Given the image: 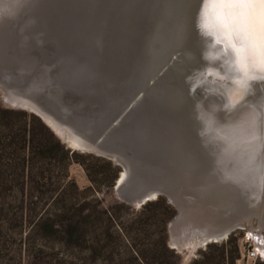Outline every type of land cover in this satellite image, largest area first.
<instances>
[{"label": "rangeland", "instance_id": "1", "mask_svg": "<svg viewBox=\"0 0 264 264\" xmlns=\"http://www.w3.org/2000/svg\"><path fill=\"white\" fill-rule=\"evenodd\" d=\"M161 2L0 0V264H136V253L143 264H203L201 253L206 264H220L216 246L221 243L235 248L228 249L233 264L264 261V252L254 260L244 257L252 236L264 233L263 197L250 207L246 200L194 192L176 227L179 240L189 241L198 230L227 218H241L247 226L192 251L176 247L169 230L176 209L163 195L172 210L169 217L162 205L145 206L153 200L133 205L119 199L114 188L122 174L118 164L68 146L38 114L14 103L16 97L41 105L47 103L44 98L60 99L70 108L57 104L55 114L79 137L89 133L81 127L83 111L93 113L99 104L108 116L120 106L128 108L119 120L123 128L151 108L163 113L171 71L149 76ZM113 50H119L117 55ZM87 76L97 80L86 81L89 89L80 83ZM136 90L137 101L129 106ZM84 93L89 97L81 98ZM161 244L171 256L162 253Z\"/></svg>", "mask_w": 264, "mask_h": 264}, {"label": "water", "instance_id": "2", "mask_svg": "<svg viewBox=\"0 0 264 264\" xmlns=\"http://www.w3.org/2000/svg\"><path fill=\"white\" fill-rule=\"evenodd\" d=\"M185 3V0H162V12L153 43L155 58L149 76L164 68L171 70L170 87L164 97L165 111L161 113L151 108L141 113L133 124L123 128L119 120L128 108L123 110L120 106L108 116L106 108L99 104L93 113L86 112V115L83 111L82 123L74 122L76 126L81 123V127L89 132L80 139L95 147L103 145V148L99 147L101 151L114 153L120 159L114 162L121 168V163L124 165V178L119 184L115 183L114 187L119 199L140 205L163 195L175 207L176 213L169 224L172 244L178 241L175 236L176 227L185 219L186 203L194 192L211 199L218 193L234 202L246 200L250 207H257L258 200L264 198L259 174L255 171L242 172V153L230 146L222 133L212 130L211 125L219 123V119L225 118L223 116L226 113L219 109L220 99L217 94L213 90H203L196 83L192 69L196 64L194 56L204 48L213 46L208 45L209 40L199 34L196 18H189L185 14ZM144 86H147L146 83ZM137 92L130 96L132 101L129 106L137 101ZM148 92L151 99H154L155 93L150 90ZM201 96H205L203 103L207 102V107L216 108H213L216 113L213 123L206 124V119L203 121L189 114L186 109V103L198 105L196 99ZM44 100L48 104L44 101L42 105L49 108L54 118L61 123L55 107L57 104H67L58 98ZM253 102L256 108L264 104V89L258 97L253 98ZM227 174L239 176L240 182L233 183L226 179ZM246 226L241 218H227L207 230L225 229L227 235L234 228ZM221 239L212 238V241Z\"/></svg>", "mask_w": 264, "mask_h": 264}, {"label": "snow or ice", "instance_id": "3", "mask_svg": "<svg viewBox=\"0 0 264 264\" xmlns=\"http://www.w3.org/2000/svg\"><path fill=\"white\" fill-rule=\"evenodd\" d=\"M196 28L215 44L230 81L221 90L222 107L236 118L230 129L220 131L236 151L241 152V171H255L264 187V104L241 111L252 82H264V0H201ZM204 125L202 124V128ZM226 179L239 183L231 174Z\"/></svg>", "mask_w": 264, "mask_h": 264}, {"label": "bare ground", "instance_id": "4", "mask_svg": "<svg viewBox=\"0 0 264 264\" xmlns=\"http://www.w3.org/2000/svg\"><path fill=\"white\" fill-rule=\"evenodd\" d=\"M186 3H185V8L186 11H185V14H187L189 18H196L197 17V14H198V11H199V8H200V4H201V0H185ZM153 2V0H152ZM146 3V2H145ZM151 4V3H150ZM142 8V7H141ZM139 9V8H138ZM126 11V10H125ZM144 11V10H143ZM144 13V12H143ZM138 15V14H137ZM136 15V16H137ZM150 15V14H149ZM145 16V15H144ZM195 16V17H194ZM121 17V16H120ZM146 18V17H145ZM138 24V23H136ZM146 26V25H145ZM143 26V27H145ZM143 27L141 29H143ZM135 28V27H134ZM139 29V28H138ZM137 30V29H136ZM147 30V29H146ZM141 32V31H140ZM145 33V32H144ZM141 34V33H140ZM109 37V36H108ZM137 37V36H136ZM111 38V37H110ZM143 38V37H142ZM116 39V38H115ZM114 40V39H113ZM67 41V40H66ZM139 41V40H138ZM147 41V40H146ZM107 42V41H106ZM113 42V41H112ZM121 42V41H120ZM67 43V42H66ZM109 43V42H108ZM115 43V42H114ZM104 44V43H103ZM141 44V43H140ZM137 45V44H136ZM135 45V46H136ZM208 45H212L213 47H210L208 46L207 48H204L203 51L201 52H198L196 54V56H194V60L196 62L195 64V68L193 67L192 69V73H193V77L196 81V83L198 85L201 86V88L204 90V89H208V90H213L217 96L219 97L220 99V103H219V109L222 110H225L223 107H222V99H221V90L222 88L227 85V86H231L230 84V81L228 80H224L222 79L223 76H226L228 75V70L226 69L225 67V63L222 59H217L216 57L219 55L218 52H215L214 50L212 49H215V44L214 43H210L208 42ZM132 46V45H131ZM139 47V46H138ZM114 48V47H113ZM212 48V49H210ZM106 49V48H105ZM132 49V48H130ZM112 50V49H111ZM106 51V50H105ZM119 51V50H118ZM118 51H114L113 50V53L115 55H117V52ZM123 51V50H122ZM137 52V51H136ZM152 52V51H151ZM102 53V52H101ZM119 54V53H118ZM112 55V54H111ZM114 55V56H115ZM126 55V54H125ZM128 55V54H127ZM136 55V54H135ZM100 56V55H99ZM104 57V56H102ZM117 57V56H116ZM115 57V58H116ZM120 57V56H119ZM113 58V56L111 57ZM114 58V59H115ZM150 58V57H149ZM109 59V58H108ZM112 59V60H114ZM122 59V58H121ZM147 59V58H146ZM102 60V59H101ZM100 60V62H101ZM135 60V59H134ZM97 61V60H96ZM126 61V60H125ZM148 61V60H147ZM99 62V61H98ZM117 63H119V60L117 59L116 60ZM133 62V61H132ZM138 62V61H137ZM149 62V61H148ZM102 63V62H101ZM123 63V62H122ZM110 64V63H109ZM94 65V64H93ZM108 65V64H107ZM121 65V64H120ZM137 65V64H136ZM109 66V65H108ZM111 66V65H110ZM126 66V65H124ZM101 67V66H100ZM133 67L135 68V66L133 65ZM93 68V66H92ZM102 68V67H101ZM106 68V67H104ZM120 68V66H119ZM97 69V68H96ZM95 69V70H96ZM127 69V68H126ZM133 69V68H132ZM121 70V69H119ZM149 70V69H147ZM168 70V69H167ZM94 71V70H93ZM99 71V70H98ZM115 71V70H114ZM124 71V70H123ZM122 71V72H123ZM128 71V69L126 70ZM125 71V72H126ZM171 71V70H170ZM109 72V71H108ZM113 72V71H112ZM116 72V71H115ZM120 72V71H119ZM142 72V71H141ZM84 73V72H83ZM128 73V72H127ZM126 73V74H127ZM130 73V71H129ZM133 73V72H132ZM138 73V72H137ZM167 74V72H166ZM96 75V74H95ZM135 75V74H134ZM97 76V75H96ZM115 76V75H113ZM131 76V75H130ZM129 76V77H130ZM136 76V75H135ZM156 76V75H155ZM162 76V75H161ZM108 77V76H107ZM138 77V76H137ZM154 77V76H153ZM81 78V77H80ZM152 78V77H151ZM157 78V77H155ZM103 79V78H102ZM106 79V78H105ZM116 79V78H115ZM131 79V78H130ZM139 79V78H138ZM144 79V78H143ZM129 80V79H128ZM86 81H92V82H97L96 78L94 80V77L92 78H89L88 76L87 77H84V80H82L80 83L82 84L81 87H87L88 86V89L91 86L90 83L86 82ZM109 81V80H108ZM116 81V80H115ZM144 81V80H143ZM84 82L86 84H84ZM91 82V83H92ZM104 82V80H103ZM146 82V81H145ZM79 83V82H78ZM149 83V82H148ZM157 83V82H156ZM159 83V82H158ZM104 85V84H103ZM155 85V84H154ZM160 85V84H159ZM113 86V85H112ZM134 86V85H133ZM139 86V85H137ZM142 86V85H141ZM157 87V86H156ZM61 89L63 90H67V89H64L62 87H60ZM105 88V86H104ZM103 88V91L100 92V94H103L105 93V90ZM120 88V87H118ZM146 88V87H145ZM154 88V86H153ZM114 89V88H113ZM144 89V88H143ZM149 89V88H148ZM264 89V82H259V81H253L252 82V89H251V92L250 94L247 96L246 98V105L244 108L241 109V111H244L246 109H255L256 106L253 102V98H256L260 95V91ZM152 90V89H151ZM69 91V90H67ZM118 91V89H117ZM124 91V90H123ZM206 91V90H205ZM65 93H67L66 91H64ZM158 92V91H157ZM97 94V93H96ZM38 95V94H37ZM41 95V94H40ZM39 95V97H41ZM68 95V94H66ZM88 95V94H87ZM90 95V94H89ZM145 95V94H144ZM148 95V94H147ZM157 95V94H156ZM70 96V95H69ZM150 96V95H149ZM81 98H86V95L85 93L83 95H80ZM166 97V96H165ZM42 98V97H41ZM147 98V97H146ZM43 99V98H42ZM205 99V96H201L199 97L198 99H196L197 104L195 103H186V106H187V111L189 114H193L194 116H197V117H200L203 119V121L206 119V124L208 122H212V120H214L215 118V112L213 110L216 109L215 107H207L206 103L204 104L203 101ZM155 101V100H154ZM14 103L15 104H20L22 106H26L28 108H30L34 113L38 114L48 125H50L56 132L57 134H59L62 138V140L64 142L67 143L68 146L70 147H73V148H77V149H80V150H90L92 152H95V153H101V154H104V155H107L109 158H111L113 161H120L119 157H117L114 153H110L109 151H106L107 153L101 151V149L99 147L103 146V145H96L97 147L93 146L92 144H89V143H86L84 142L82 139L79 138V136L77 135H74L68 127H66V125L62 124V123H59L55 118L54 116L51 114V110L49 108H46L44 107L43 105H41V103L39 102H32L28 99H22L21 98H15L14 99ZM39 106H42V108L44 107V110H46L49 114H45L43 109H40L38 108ZM207 112V113H206ZM225 113L224 114L225 118H222V119H219L221 120L219 123H213L211 125V127L213 128L212 130L216 133H222L220 131V129H223V130H228L231 128L232 124H233V121L234 119L236 118L235 115L233 116H230L228 115V111L225 110ZM217 116V115H216ZM51 117V118H50ZM53 118V119H52ZM223 121V123H221ZM223 134V133H222ZM108 144V143H106ZM105 144V145H106ZM103 148V147H101ZM120 163V162H119ZM121 166H122V174H121V177L118 181L117 184H119L123 178H124V165L121 163ZM197 194V193H196ZM193 197V196H192ZM204 197V196H203ZM195 201V200H194ZM193 201V202H194ZM191 202V201H190ZM188 205V204H187ZM216 205V204H215ZM213 207V206H212ZM218 207V206H217ZM207 208V206H206ZM188 209V208H186ZM212 209V208H211ZM211 211V210H210ZM201 213V212H200ZM210 213V212H209ZM205 214V212H204ZM210 219V218H209ZM217 223V222H215ZM219 224V222H218ZM199 225V224H198ZM197 234H194L193 237L191 236V238L189 237V241H185V240H179L177 242H174V245L176 247H185L187 248L188 250L192 251L193 249H195L196 246H200L202 245L204 242H208V241H212V238H224L225 235H226V230L223 229V230H218V231H210V230H198L196 232ZM255 235H259L258 233L255 234ZM187 237V236H186ZM212 237V238H211ZM211 238V239H209ZM183 239V238H182ZM173 243V242H172ZM198 246V247H199ZM264 252V251H263ZM262 252V253H263ZM264 254V253H263Z\"/></svg>", "mask_w": 264, "mask_h": 264}, {"label": "trees", "instance_id": "5", "mask_svg": "<svg viewBox=\"0 0 264 264\" xmlns=\"http://www.w3.org/2000/svg\"><path fill=\"white\" fill-rule=\"evenodd\" d=\"M157 206V205H162V207H164L165 209V216L166 217H169L172 213V210L170 208V206L168 204H166L163 200L162 197L158 196L156 199H154L153 201H150L148 203L145 204V206ZM161 248V251L163 254H167L168 256H171L172 255V251L169 250L165 244H161L160 246ZM209 246L207 245V248ZM232 249L235 251V248L234 247H230L228 245H226L225 243H221L220 245L216 246V249H217V255L216 257H218L217 259L220 261V264H233L231 262V260H228V252H230L228 249ZM136 257H134V261H136L135 263L136 264H143L144 260H143V257L136 253L135 255ZM201 256H203V260L201 259L199 262H202L203 264H206V262H208L207 260V255L204 254V253H201ZM162 264H166V262H163L162 261ZM253 264H264V261H258V260H255Z\"/></svg>", "mask_w": 264, "mask_h": 264}, {"label": "built area", "instance_id": "6", "mask_svg": "<svg viewBox=\"0 0 264 264\" xmlns=\"http://www.w3.org/2000/svg\"><path fill=\"white\" fill-rule=\"evenodd\" d=\"M252 237L255 243L253 242L252 247L246 250L244 257L246 259L254 260L257 257H260L264 251V237L261 234Z\"/></svg>", "mask_w": 264, "mask_h": 264}]
</instances>
